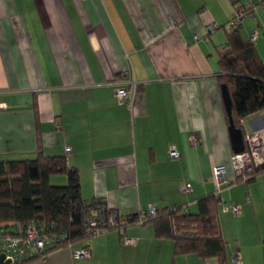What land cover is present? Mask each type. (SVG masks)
I'll return each mask as SVG.
<instances>
[{
	"label": "crops",
	"instance_id": "1",
	"mask_svg": "<svg viewBox=\"0 0 264 264\" xmlns=\"http://www.w3.org/2000/svg\"><path fill=\"white\" fill-rule=\"evenodd\" d=\"M250 4L240 32L247 40L256 32L252 42L264 59L258 0H0V158L65 155L82 197L103 198L120 216L144 213L149 203L197 212L198 199L215 193L226 262L237 256L241 264H264V174L236 178L217 79L226 24ZM127 77L137 82L130 103L115 92ZM241 122L244 134L264 137V109ZM171 146L178 157L169 156ZM217 165L225 167L222 184ZM182 181L191 192L181 190ZM223 203L239 204L240 213ZM123 235L134 241L124 243ZM82 248L88 253L75 256ZM30 264L219 263L175 254L174 240L156 237L146 222Z\"/></svg>",
	"mask_w": 264,
	"mask_h": 264
},
{
	"label": "trees",
	"instance_id": "2",
	"mask_svg": "<svg viewBox=\"0 0 264 264\" xmlns=\"http://www.w3.org/2000/svg\"><path fill=\"white\" fill-rule=\"evenodd\" d=\"M218 67L217 79L220 84L227 85L230 93L234 125L242 129L244 117L264 109V59L253 42L244 38L236 27L228 30L227 41L218 55ZM262 174L264 164L254 166L247 173L246 181ZM53 175H64L66 181L53 182ZM217 202V195L209 193L198 199L197 212H190L178 204L157 207L154 215L141 216L142 223H152L156 237L172 238L175 254L195 253L203 258L216 257L219 264H228L226 242L219 229ZM90 210L100 215V222L93 228L109 227L108 231H122L136 224L140 215L120 216L115 212L116 223L106 225L114 210L103 198L88 200L82 197L78 170L69 166L65 155H48L39 150L33 158H0V243L7 235L22 232L18 226L33 222L41 225L47 234L42 247L26 249L8 264H30L46 259L57 248L88 240L95 235L86 224ZM120 218L125 220L124 224Z\"/></svg>",
	"mask_w": 264,
	"mask_h": 264
},
{
	"label": "built area",
	"instance_id": "3",
	"mask_svg": "<svg viewBox=\"0 0 264 264\" xmlns=\"http://www.w3.org/2000/svg\"><path fill=\"white\" fill-rule=\"evenodd\" d=\"M258 2L260 4H264V0H258ZM252 13V4L248 5V8H237L229 22L226 24V28L230 30L231 28L239 27L242 23L243 18ZM216 27V24L209 25V29L211 30ZM255 36L256 32L251 33L248 40L253 41ZM136 88V80L132 77H127L125 79L117 81L115 92L120 101L130 103L131 99L134 96ZM3 107L4 104L0 102V108ZM190 139L193 143H195L196 137L194 135H191ZM66 150H69V147H67ZM179 154L180 153L174 148V146L170 147L169 156L171 158L178 157ZM230 159L236 178H239L240 180H246L247 173L254 166L264 164V137H262L258 133L245 134L244 149L241 152H233ZM214 174L219 184H222L224 181H226V172L224 165L215 166ZM181 190L183 192L189 193L192 191V186L189 182L182 181ZM222 205L225 210L230 209L234 214L240 213V206L237 203H233L230 205L227 203H223ZM170 206L172 207V205ZM156 209L157 207H155L152 203H149L145 212L140 213V215L138 216L136 223L143 222V219L141 217L143 214L154 215ZM98 218H100V215L95 210H90L86 215V224L89 226V229L91 228V232H93L94 234L103 233L108 231L109 229V227L93 228L97 225V223L100 222ZM116 221L117 219L115 211L111 212L107 218L106 225L111 226L115 224ZM120 222L124 224L125 220L123 218H120ZM18 227L22 229V232L20 231L15 235H7L0 243V252L4 253L5 259L8 258L11 260V262H13L16 257L24 253L26 249L37 250L38 248L42 247L47 239V234L44 232L43 227L41 225H36L34 222ZM122 240L124 243H132L134 241L132 238H129L126 235H123ZM87 253L88 251L82 248L80 250H76L74 252V255H86ZM234 264H241L239 257H234Z\"/></svg>",
	"mask_w": 264,
	"mask_h": 264
},
{
	"label": "water",
	"instance_id": "4",
	"mask_svg": "<svg viewBox=\"0 0 264 264\" xmlns=\"http://www.w3.org/2000/svg\"><path fill=\"white\" fill-rule=\"evenodd\" d=\"M221 93L224 102V107L226 115L228 118V133L231 142V147L233 152H241L244 149V138L242 129L234 125L232 116H231V97L226 84H221ZM10 259H5V254L0 253V263L8 264Z\"/></svg>",
	"mask_w": 264,
	"mask_h": 264
},
{
	"label": "rangeland",
	"instance_id": "5",
	"mask_svg": "<svg viewBox=\"0 0 264 264\" xmlns=\"http://www.w3.org/2000/svg\"><path fill=\"white\" fill-rule=\"evenodd\" d=\"M54 182V181H53Z\"/></svg>",
	"mask_w": 264,
	"mask_h": 264
}]
</instances>
